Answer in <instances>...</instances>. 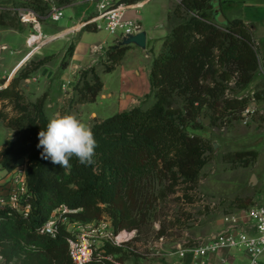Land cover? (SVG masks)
<instances>
[{
	"label": "trees",
	"instance_id": "trees-1",
	"mask_svg": "<svg viewBox=\"0 0 264 264\" xmlns=\"http://www.w3.org/2000/svg\"><path fill=\"white\" fill-rule=\"evenodd\" d=\"M52 1L60 8L74 2ZM214 1L176 0L171 15L180 23L163 40L151 66L149 85L154 103L147 109L137 106L94 121L91 130L97 147L90 166L73 156L69 166L61 168L42 159L41 149L36 147L38 132L49 121L44 112L45 95L31 103L18 85L50 58L31 62L0 89V122L14 133L0 148V170L11 174L25 163L22 205L29 206L25 217L0 203V264H73L67 243L73 236L62 225L57 223L54 238L39 233L53 212L62 208L67 211L65 218L80 224L105 216L115 234L135 232L132 241L137 242L140 235L146 236L153 221L165 216L159 205L167 198L173 197V202L183 206L194 204L200 172L211 152L210 144L193 134L202 128L198 120L205 117L209 127L219 128L241 119L250 99L239 98L237 93L252 83L260 66L254 27L237 19L217 24ZM22 6L40 21L47 16L48 6L41 0H24ZM19 23L16 13L0 12L1 28L20 32ZM84 31L95 33L96 29L85 26ZM117 43L98 66L78 74L72 89L76 100L71 103L96 101L103 87L97 67L110 74L129 49L117 47ZM72 53L70 46L62 68ZM5 82L0 79V87ZM254 96L259 100V95ZM256 158L253 151L237 152L224 155L223 162L232 168H246ZM236 203L239 210L253 204L252 199ZM165 223L156 239L165 235ZM134 254L130 243L120 248L104 242L86 264H124Z\"/></svg>",
	"mask_w": 264,
	"mask_h": 264
},
{
	"label": "rangeland",
	"instance_id": "rangeland-1",
	"mask_svg": "<svg viewBox=\"0 0 264 264\" xmlns=\"http://www.w3.org/2000/svg\"><path fill=\"white\" fill-rule=\"evenodd\" d=\"M97 2V18H99V0ZM164 2L170 3L171 0H165ZM168 3H165V5L167 6ZM114 4L119 5L122 3H120V0H115ZM65 22V19H61L59 23L51 25L47 19H43L39 24L41 25L43 34H51L57 32L61 27H65ZM96 24L94 25L95 28ZM21 26H23L22 29H26L25 25ZM95 33L99 34L92 38L88 42V45L101 43L107 39L109 43L111 40V37L103 27ZM77 36H68L70 46L76 42ZM14 37L15 45H20L23 41L21 36L16 35ZM64 40L59 39L49 45L50 50L52 48L56 57L50 62L51 64L47 69L49 73H52V77L49 89L50 96L45 95L44 112L48 120L58 116L73 115L91 129L94 123V116L90 118V114L92 112L95 113L100 120L111 118L115 115L119 104L123 102L124 96L97 99L94 103L84 105L71 103L76 100L75 96H63V92H61L62 85H64L63 88L66 91L68 85L67 82L60 79L62 63L64 62L62 55L63 51L66 52L69 47L64 48ZM81 53L82 56L89 55L88 50ZM31 62L35 61H29L25 68L30 66ZM83 64L81 62V65ZM56 70L57 75L55 73ZM255 75L256 79L252 81V84L245 90L237 93V97L239 98L247 97L250 99L249 106L242 114L241 119L233 121L225 127L211 128L209 127L208 119L200 116L199 120L202 128L201 130L193 131V134L207 141L211 146V152L208 155V163L200 172L194 204L183 206L173 202V197H169L163 201L159 206L162 208L165 216L159 217L152 222L146 236L140 235L137 242H130V247L134 250L135 254L131 256L132 258L129 261H141L142 264H176L177 255L175 246L182 242L192 243L197 238H205L215 233L218 230L223 215L239 210L236 205L237 201L252 199L253 204L263 203L264 98L262 92L264 89V63H260ZM99 76L102 77L101 80L107 87L113 90L118 89L120 73L104 74L99 71ZM42 82L43 78H39V83L41 84ZM2 88L4 86L0 87V89ZM254 94L259 95V100L253 99L255 97ZM41 97L25 96L31 103H34ZM153 103L154 99L150 94L136 98V105L143 107V109L150 107ZM6 111L10 112V108H7ZM13 137L14 133L0 122V148L4 147ZM249 151L256 152L257 158L254 163L246 168H232L231 165L223 162V156L226 154ZM14 172L13 176L9 177L7 184L3 183L0 185V194L7 192L0 195V203L7 202L11 192H20L21 179L23 177V162L19 164ZM252 177L255 179L253 185L251 184ZM5 178L6 176L0 170V183ZM13 183H15L16 187L12 188ZM8 184H10V187L5 189ZM66 214L67 211L62 208L53 212L51 217L53 221L62 225L72 236L84 237V241L92 245L96 252L106 242L107 235L113 234L115 236L111 223L105 216L97 222L80 224L65 218ZM162 222H166L167 229L163 236L164 241L159 243V239H156V234L160 231ZM169 222L173 224L172 227L168 226ZM131 238H135V235Z\"/></svg>",
	"mask_w": 264,
	"mask_h": 264
},
{
	"label": "crops",
	"instance_id": "crops-1",
	"mask_svg": "<svg viewBox=\"0 0 264 264\" xmlns=\"http://www.w3.org/2000/svg\"><path fill=\"white\" fill-rule=\"evenodd\" d=\"M97 1L98 0H74L71 5L62 9V19L66 20V26L61 27L57 32L43 34L41 25H39V32L43 42L41 47L32 54L28 60L26 57L30 53V49L28 48L26 41L30 35L35 34V32L32 34L33 29L31 26L28 24H21L25 25L26 29H22L20 32L0 27V79L6 81L4 87H7L10 84L18 73L26 67L29 61L37 62L45 58H50L47 63L36 72L32 73L28 79L20 81L18 85L24 96H50L49 89L51 86L50 81L52 73H49L47 69L51 64L50 62L56 57V54L53 53L52 48L50 50L49 45L59 39H65L64 48L66 49L67 46L70 47L68 36H77L79 34L76 42L72 44V57L67 60L66 67L61 68L60 73V79L67 82L68 85L67 91L63 88L64 85H62L61 92H63V96H75L72 89L78 79V74L90 67L98 66V64L105 59L106 51L115 45L118 38L108 34L111 37L109 43L107 41L108 39H105L106 41H102L101 43L88 45V42L100 32L90 33L84 31V27L90 26L95 28L94 25L97 23L95 28L96 32L100 30L101 27L104 28L103 22L97 18ZM164 1L165 0H143L134 5H129V8L125 12V20L137 23L140 26V30L145 32L146 47L145 50L142 51L134 46H129L120 65L111 72V74L120 73L118 89H110L101 80L103 87L97 99H108L112 96H124L123 102L119 104L115 114L129 111L130 109L137 107L136 98L150 94L149 78L152 63L161 52L163 40L170 34L172 28L180 23V20L171 15L173 8L177 4L176 0H171L170 3ZM23 3L24 0H0V12L11 11L16 13L18 19L19 14L28 11V9L23 8ZM165 3H168L167 6ZM220 7L226 20L230 21L237 19L241 20L246 25H252L254 27L253 39L258 47L260 63H264V0H220ZM49 23L51 25L53 24L51 22ZM21 27L23 28V26ZM16 35H20L23 40L20 45H15L14 36ZM86 49L89 51V55L82 56L81 52L87 51ZM66 53L67 51H63L62 57L64 58V61L66 59ZM81 62L84 64L81 65ZM99 71L102 72L101 67H97L98 76ZM55 73L57 75V70ZM39 78H43L41 84L39 83ZM100 79H102V77H100ZM255 79L256 75L253 81ZM150 96L152 95L150 94ZM92 116H94L93 121H104L100 120L93 112L90 114V118ZM24 170L25 163L23 162V179ZM3 173L6 178L0 183V185L3 183L7 184L9 177H12L15 172L11 174ZM9 187L10 184H8L5 189H8ZM13 187H16L15 183L12 184V188ZM4 193L7 192H3V194ZM227 228L228 226L221 221L218 230L215 233H212L205 238H197L196 241L216 236ZM231 262L234 264H245V259L236 256ZM124 264L142 263L141 261L132 260L127 261ZM176 264L191 263L189 258L180 260L177 257ZM209 264H217L216 258L212 257ZM260 264H264V254L260 260Z\"/></svg>",
	"mask_w": 264,
	"mask_h": 264
},
{
	"label": "built area",
	"instance_id": "built-area-1",
	"mask_svg": "<svg viewBox=\"0 0 264 264\" xmlns=\"http://www.w3.org/2000/svg\"><path fill=\"white\" fill-rule=\"evenodd\" d=\"M48 6L47 21L55 24L63 18L62 8L56 6L52 0H41ZM115 0H99V10L104 30L111 36H116L117 41L127 35L139 33L140 26L132 21L125 20V11L129 8L124 4L115 5ZM21 24H28L35 32L27 39L26 44L30 53L26 57L32 56L42 45L41 34L39 32V22L41 18L28 10L18 15ZM32 45L30 46V41ZM4 50V48H3ZM264 98V89H263ZM20 192H11L8 201L4 202L15 209L23 216H27L29 206L22 205L26 194L25 181L22 178ZM221 221L228 228L220 234L211 238L194 241L192 243L182 242L175 246L176 255L180 260L189 258L191 264H209L212 257L216 258L217 264H234L231 262L236 256L245 259V264H260L264 254V201L263 203L253 204L247 209L237 210L233 213L223 215ZM57 223L52 217L42 226L39 233L43 236L54 238L56 235ZM135 235V232L127 234L126 231L106 236V242L114 247L126 248ZM163 238L158 240L159 243ZM69 256L73 264H86L93 255L95 249L92 245L84 241V237H72L67 240ZM111 260V259H109Z\"/></svg>",
	"mask_w": 264,
	"mask_h": 264
},
{
	"label": "clouds",
	"instance_id": "clouds-1",
	"mask_svg": "<svg viewBox=\"0 0 264 264\" xmlns=\"http://www.w3.org/2000/svg\"><path fill=\"white\" fill-rule=\"evenodd\" d=\"M40 156L61 168L69 166L74 156L79 163L90 166L94 163L97 141L92 130L73 115L49 119L38 132Z\"/></svg>",
	"mask_w": 264,
	"mask_h": 264
},
{
	"label": "water",
	"instance_id": "water-1",
	"mask_svg": "<svg viewBox=\"0 0 264 264\" xmlns=\"http://www.w3.org/2000/svg\"><path fill=\"white\" fill-rule=\"evenodd\" d=\"M214 7L213 10L216 14L215 20L216 23L219 25H224L225 24V18L221 12V7L219 4V0L214 1ZM117 47H129V46H134L142 51L145 50L146 47V34L143 31H140L137 34L134 35H127L126 37L122 38L120 42L117 43ZM5 88V87H4ZM200 122V120H198ZM255 183L254 177L251 179V184L253 185Z\"/></svg>",
	"mask_w": 264,
	"mask_h": 264
},
{
	"label": "bare ground",
	"instance_id": "bare-ground-1",
	"mask_svg": "<svg viewBox=\"0 0 264 264\" xmlns=\"http://www.w3.org/2000/svg\"><path fill=\"white\" fill-rule=\"evenodd\" d=\"M33 40H34V38H32V40L30 41V43H29V44H30V46L32 45V41H33Z\"/></svg>",
	"mask_w": 264,
	"mask_h": 264
}]
</instances>
